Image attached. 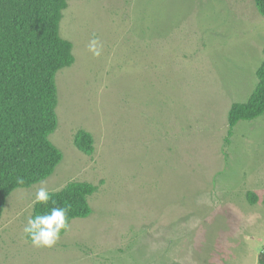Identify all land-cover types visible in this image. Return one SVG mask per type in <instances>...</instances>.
I'll list each match as a JSON object with an SVG mask.
<instances>
[{
	"label": "rangeland",
	"instance_id": "obj_1",
	"mask_svg": "<svg viewBox=\"0 0 264 264\" xmlns=\"http://www.w3.org/2000/svg\"><path fill=\"white\" fill-rule=\"evenodd\" d=\"M60 32L76 57L56 75L50 138L64 157L8 196L0 264H264V115L225 142L230 106L250 97L264 58L255 0H68ZM71 181L98 185L93 212L34 247L23 228L37 189Z\"/></svg>",
	"mask_w": 264,
	"mask_h": 264
},
{
	"label": "trees",
	"instance_id": "obj_2",
	"mask_svg": "<svg viewBox=\"0 0 264 264\" xmlns=\"http://www.w3.org/2000/svg\"><path fill=\"white\" fill-rule=\"evenodd\" d=\"M255 3L264 15V0ZM67 6L68 0H0V216L15 189L47 178L64 157L50 136L58 128L56 75L76 61L72 41L60 32ZM256 73L258 82L250 97L230 106L227 144L239 122L264 115V58ZM75 144L87 155L95 152L94 136L86 129L77 131ZM97 189L88 181H71L49 191L48 205L34 204L32 217L64 206H70L69 224L87 217ZM257 196L252 190L246 194L252 203Z\"/></svg>",
	"mask_w": 264,
	"mask_h": 264
},
{
	"label": "clouds",
	"instance_id": "obj_3",
	"mask_svg": "<svg viewBox=\"0 0 264 264\" xmlns=\"http://www.w3.org/2000/svg\"><path fill=\"white\" fill-rule=\"evenodd\" d=\"M103 45L97 37H93L89 44L88 50L93 56L99 57L102 54ZM23 179H18V183L23 184ZM42 186L36 191L33 204L48 205L51 194L46 185L41 182ZM55 204V201H52ZM70 206L52 207L49 211L29 217L23 228V233L27 234L34 247H52L54 246L63 231L69 227L68 212Z\"/></svg>",
	"mask_w": 264,
	"mask_h": 264
}]
</instances>
